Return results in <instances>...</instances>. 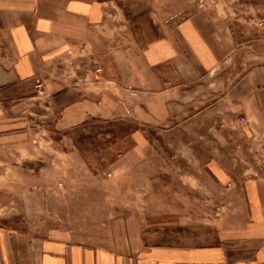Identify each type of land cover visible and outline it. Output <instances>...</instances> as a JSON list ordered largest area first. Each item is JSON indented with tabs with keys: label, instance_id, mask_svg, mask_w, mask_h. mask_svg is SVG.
<instances>
[{
	"label": "rangeland",
	"instance_id": "1",
	"mask_svg": "<svg viewBox=\"0 0 264 264\" xmlns=\"http://www.w3.org/2000/svg\"><path fill=\"white\" fill-rule=\"evenodd\" d=\"M61 1L68 0L43 3ZM81 1L104 9L91 44L53 57L44 79L0 91V228L62 231L91 244H111L114 235L127 232L139 248L199 242L237 199L208 173L209 157L215 150L223 159L257 152L241 142L246 117L209 94L214 80L206 77V94L194 96L190 111L156 121L155 113L137 109L150 102V88H120L115 53L119 49L137 64L143 75L137 82L143 83L151 72L143 63L146 49L168 36L179 40L173 29L192 20L211 39L215 73L229 85L247 69L264 66V0ZM157 72L169 73L174 89L185 86L175 68ZM74 87L89 95L110 93L111 101L103 100V111L99 99L98 112L63 127ZM216 135L230 143L198 141Z\"/></svg>",
	"mask_w": 264,
	"mask_h": 264
},
{
	"label": "crops",
	"instance_id": "2",
	"mask_svg": "<svg viewBox=\"0 0 264 264\" xmlns=\"http://www.w3.org/2000/svg\"><path fill=\"white\" fill-rule=\"evenodd\" d=\"M43 2L0 0V91L44 79L53 57L62 58L70 47L91 44L95 28L102 24L104 9L91 2L68 0L48 7ZM204 33L190 20L173 29L178 41L168 36L151 44L143 59L151 72L149 80L146 78L143 83L137 82L142 75L137 64L131 63L119 49L115 61L121 89L138 85L150 88V102L137 109L155 113L156 121H169L182 111H190L194 96L199 100L206 94V77L214 80L209 94L220 97L230 111L246 117L247 135L241 133V142L252 145L257 152L243 159L238 155L223 159L215 150L206 165L208 173L237 196L231 203L233 208L219 217L208 237H198L199 242L192 239L191 244L139 248L127 232L114 235L111 244H91L74 242L62 231L30 233L0 228V264H264V66L247 69L226 85L227 77L215 73L218 58L211 39ZM102 45L104 48V41ZM179 47L189 50L197 61H191ZM160 67L175 68L185 86L171 87L169 73L157 72ZM194 67L202 72H196ZM86 92L91 91L70 89L73 98L63 111V127L81 123L98 112L99 99L102 110L103 100L111 101L110 93ZM258 133L261 135L257 136ZM201 139L218 147L230 143L218 135L212 141L205 137L198 141ZM244 160L252 164L241 165L239 162Z\"/></svg>",
	"mask_w": 264,
	"mask_h": 264
},
{
	"label": "built area",
	"instance_id": "3",
	"mask_svg": "<svg viewBox=\"0 0 264 264\" xmlns=\"http://www.w3.org/2000/svg\"><path fill=\"white\" fill-rule=\"evenodd\" d=\"M242 121H244V119H241Z\"/></svg>",
	"mask_w": 264,
	"mask_h": 264
}]
</instances>
